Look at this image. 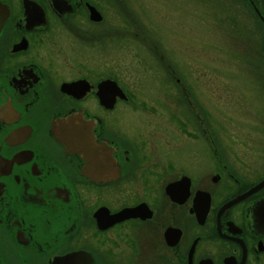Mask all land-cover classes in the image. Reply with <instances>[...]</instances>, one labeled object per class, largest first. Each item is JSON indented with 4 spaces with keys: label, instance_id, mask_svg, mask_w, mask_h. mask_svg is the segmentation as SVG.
Segmentation results:
<instances>
[{
    "label": "flooded vegetation",
    "instance_id": "1",
    "mask_svg": "<svg viewBox=\"0 0 264 264\" xmlns=\"http://www.w3.org/2000/svg\"><path fill=\"white\" fill-rule=\"evenodd\" d=\"M239 1L260 39L258 61L245 57V146L218 140L178 61L136 29L184 111L179 128L189 122L205 143L192 152L201 167L173 175L148 137L116 129L110 114L134 102L121 79L90 68L88 51L64 75V46L49 43L63 31L100 44L104 1L0 0V264H264V0ZM66 115L92 121L98 154L82 159L53 138Z\"/></svg>",
    "mask_w": 264,
    "mask_h": 264
},
{
    "label": "rangeland",
    "instance_id": "2",
    "mask_svg": "<svg viewBox=\"0 0 264 264\" xmlns=\"http://www.w3.org/2000/svg\"><path fill=\"white\" fill-rule=\"evenodd\" d=\"M103 1L106 32L100 44L83 45L77 41L70 44V35L52 31L50 45L57 49L60 42L66 51L61 55L66 64L61 68L62 74L67 75L73 67L70 59L77 58L75 51H88L85 58L90 68H103L105 74L117 75L132 93V104L120 103L110 114L119 120L116 129L141 132L148 137L145 146L168 156L173 175L180 169L194 171L201 166L197 163L198 154L192 152H203L205 143L194 137L195 129L189 122L185 129L179 128L184 111L175 100V91L163 86L164 75L146 52L155 51L153 48L167 51L191 82L190 91L203 103L199 102L209 126L218 129V140L226 145L245 146V57L250 64L258 61L255 51L260 39L257 25L241 1L122 0L121 4ZM120 22L121 30H112ZM139 22L143 24V35L154 45L151 49L137 35ZM88 27L95 31L102 26ZM40 47L42 51H54L45 44ZM60 58L54 62L60 64Z\"/></svg>",
    "mask_w": 264,
    "mask_h": 264
},
{
    "label": "water",
    "instance_id": "3",
    "mask_svg": "<svg viewBox=\"0 0 264 264\" xmlns=\"http://www.w3.org/2000/svg\"><path fill=\"white\" fill-rule=\"evenodd\" d=\"M90 13L91 11H94L97 15L98 12L90 6ZM96 18H99L98 16ZM4 19L3 14H0V24L2 23ZM106 83H111V86L113 89H115L116 94L118 92H121V90L115 85L114 81L106 80ZM67 85V84H65ZM121 97H125L124 94L121 92ZM106 106H109L105 104ZM111 106V105H110ZM78 120L81 121L84 126L87 128H81L78 124H76L72 118L71 115H66L64 117H57L54 120H52L50 125V132L53 136V138L61 145V147L70 153H76L77 155H80L83 159L84 156H93L95 154H98V149L101 148V145L99 143L93 142V136L91 134V120H84L83 118H79ZM104 161L101 160V163ZM107 163V161H105ZM98 164V163H96ZM93 166V164H92ZM103 166V164L101 165ZM109 165L107 166L108 170ZM94 167H91L92 170ZM102 170H105L102 168ZM133 208H128L125 210H131Z\"/></svg>",
    "mask_w": 264,
    "mask_h": 264
},
{
    "label": "bare ground",
    "instance_id": "4",
    "mask_svg": "<svg viewBox=\"0 0 264 264\" xmlns=\"http://www.w3.org/2000/svg\"><path fill=\"white\" fill-rule=\"evenodd\" d=\"M71 118H72V120H73L76 124H78L81 128H84V129L87 130V128L84 126V124H83L81 121L78 120V116H77V115H71Z\"/></svg>",
    "mask_w": 264,
    "mask_h": 264
}]
</instances>
